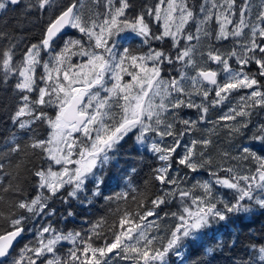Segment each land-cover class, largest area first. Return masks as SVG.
<instances>
[{"label": "snow or ice", "instance_id": "obj_1", "mask_svg": "<svg viewBox=\"0 0 264 264\" xmlns=\"http://www.w3.org/2000/svg\"><path fill=\"white\" fill-rule=\"evenodd\" d=\"M220 130L250 143L223 150ZM128 137L140 155L126 190L105 196ZM97 198L125 206L60 227ZM0 205V264H213L235 251L239 232L221 229L264 218V0H0ZM258 236L230 264H264Z\"/></svg>", "mask_w": 264, "mask_h": 264}, {"label": "trees", "instance_id": "obj_2", "mask_svg": "<svg viewBox=\"0 0 264 264\" xmlns=\"http://www.w3.org/2000/svg\"><path fill=\"white\" fill-rule=\"evenodd\" d=\"M139 2V0H137ZM38 29L36 32L32 33L30 39L35 40V37L38 35ZM134 46V44H133ZM225 48V47H224ZM255 70V66H253V71ZM232 104L233 99H232ZM226 109V107H225ZM194 112V111H193ZM182 115H186L188 117L195 118V115L192 114V111H182ZM221 114V110H213L211 114V118L215 119L217 115ZM211 127V125H208ZM241 137H235L236 140L240 141L239 144L241 145ZM214 141L217 145L223 149L233 152V143L232 140H229L226 136V132L224 130L219 131V135L213 136ZM250 143L247 141V144ZM234 153V152H233ZM111 155V154H110ZM140 152L138 151V146L134 143L131 137L125 139V141L121 142V146L119 148V153L116 157L111 161L108 167L105 169V184L102 186V191L105 196L113 195L116 192H120L126 190L125 187V180L122 179L124 177L125 171L133 164L136 163ZM157 162L150 158V154L145 157V160L142 163H137V167L140 169L139 175L133 177V186L142 189L143 188V180L146 176H148L150 169L153 165ZM24 181V188L25 193L28 194L31 192V178L27 177ZM207 177L206 173H201L197 176V179H204ZM117 203L121 206H125L124 201L120 202H106L103 198H97L92 205L87 206H79L73 205L72 210L76 213L75 218H70L66 222H62L60 224L61 228H68L69 230L75 228L79 230L81 227L87 228L89 226L88 222L95 221L100 217H106L109 221L113 220L111 213V209L116 208ZM128 205L134 207L133 202L129 198L127 202ZM5 207V205H0V208ZM57 207H60L57 205ZM61 211L63 209L61 208ZM264 226V218H256L254 222H251L249 226V222H238L236 225H233L229 229H221V232L224 234L225 238L227 237L228 233L232 230H236L239 232V239L240 245L235 249V251L229 252L225 251L223 254H220L216 257L213 261V264H230L231 258L240 255H245L244 246L249 243L252 233H257V239L259 238L258 233L260 228ZM249 227L251 231L249 230ZM207 243L211 244L212 241L208 240Z\"/></svg>", "mask_w": 264, "mask_h": 264}, {"label": "rangeland", "instance_id": "obj_3", "mask_svg": "<svg viewBox=\"0 0 264 264\" xmlns=\"http://www.w3.org/2000/svg\"><path fill=\"white\" fill-rule=\"evenodd\" d=\"M130 42H131L130 40H124V39H122V40L120 41V43L124 44L125 46H127ZM137 45L139 46V42L137 43ZM224 47H225V48L229 47L228 42H225V43H224ZM222 50H223V49H222ZM38 71H39V70H38ZM233 103H234V104L236 103V100H235V99H233ZM234 104H233V105H234ZM213 110L216 111V110H221V109H211V110H210V113H209L210 117H211V114L213 113ZM226 110H227V108H226V109L224 108V109L221 110V111H226ZM184 111H192V114L195 115V111H194V110H187V109H186V110H184ZM193 111H194V112H193ZM181 115H182V113H181ZM184 115H185V114H184ZM237 138H238V137H237ZM247 141H248V140H246L245 137H242V138H241V144H247ZM239 142H240V141L236 140L235 138L232 139V143H233V146H232V147H233V152H234L233 154H235V152H236V147L240 145ZM206 178H207V177H205L204 179H206Z\"/></svg>", "mask_w": 264, "mask_h": 264}, {"label": "flooded vegetation", "instance_id": "obj_4", "mask_svg": "<svg viewBox=\"0 0 264 264\" xmlns=\"http://www.w3.org/2000/svg\"><path fill=\"white\" fill-rule=\"evenodd\" d=\"M138 42H139L138 40L135 42L134 47L138 46V45H137ZM130 43H131V42H130Z\"/></svg>", "mask_w": 264, "mask_h": 264}]
</instances>
